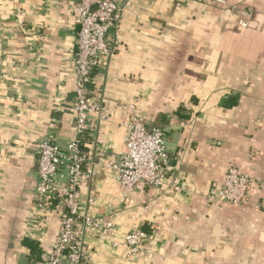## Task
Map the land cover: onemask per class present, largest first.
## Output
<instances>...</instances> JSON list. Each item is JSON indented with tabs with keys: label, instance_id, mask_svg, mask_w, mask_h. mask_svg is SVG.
<instances>
[{
	"label": "crops",
	"instance_id": "1",
	"mask_svg": "<svg viewBox=\"0 0 264 264\" xmlns=\"http://www.w3.org/2000/svg\"><path fill=\"white\" fill-rule=\"evenodd\" d=\"M78 4L0 0V264H44L59 229L61 201L36 208L37 148L75 133ZM123 10L114 53L95 72L109 114L100 147L125 149L123 105L136 103L164 130L172 169L162 188L125 193L96 165L83 205L117 216L110 238L87 234L91 264H264V0H129ZM226 95L237 104L223 106ZM232 161L257 179L251 198L212 201ZM133 226L152 236L136 257L124 241Z\"/></svg>",
	"mask_w": 264,
	"mask_h": 264
},
{
	"label": "built area",
	"instance_id": "2",
	"mask_svg": "<svg viewBox=\"0 0 264 264\" xmlns=\"http://www.w3.org/2000/svg\"><path fill=\"white\" fill-rule=\"evenodd\" d=\"M225 3V0H203ZM129 0H79L75 23L77 51L73 57L76 75L72 108L75 116V133L65 147L52 136L44 137L38 144V182L35 191L36 208L49 212L61 201V220L44 264H91L92 254L85 249L87 234L110 238L116 228L117 208L110 206L105 215H93L85 203L84 184L96 174V165L115 172L121 189L132 192L140 184L161 188L167 183L172 169L170 150L165 132L159 126H148L136 111V103L124 104L128 110L125 126V149H102L98 136V123L109 118L105 101L99 93L95 72L102 66L103 58L115 50L110 31L119 27L124 6ZM95 117L97 123H93ZM94 147L86 150L88 142ZM105 158V162L97 158ZM182 190L180 185L172 184ZM253 180L250 174L235 162L226 165L220 186L209 197L212 201L238 205L250 200ZM61 207V206H59ZM152 236L142 228L130 227L124 235L128 255L136 257L145 250ZM116 244V243H115Z\"/></svg>",
	"mask_w": 264,
	"mask_h": 264
},
{
	"label": "trees",
	"instance_id": "3",
	"mask_svg": "<svg viewBox=\"0 0 264 264\" xmlns=\"http://www.w3.org/2000/svg\"><path fill=\"white\" fill-rule=\"evenodd\" d=\"M198 1H203V0H198ZM204 2H207V1H204ZM237 96H235V95H226L225 97H224V99H223V101H222V104H223V106H225V107H232V106H234V105H236L237 104ZM85 148H86V150H88V147L87 146H85ZM170 158H171V152H170ZM233 162V161H232ZM236 163V162H235ZM238 164V163H237ZM239 166H240V164H238ZM249 173V172H248ZM250 174V173H249ZM250 176H251V178H252V180H253V186L255 185V183H256V181H257V179L252 175V174H250ZM221 184V183H220ZM220 184L218 185V186H220ZM252 186V187H253ZM146 187V186H145ZM148 187V186H147ZM162 188V187H161ZM218 203H220V204H223V203H221V202H219L218 201ZM226 205V204H225Z\"/></svg>",
	"mask_w": 264,
	"mask_h": 264
}]
</instances>
